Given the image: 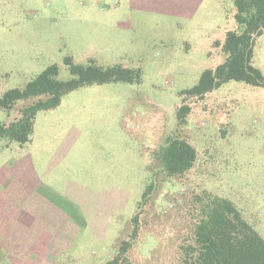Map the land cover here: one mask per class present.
<instances>
[{"label":"rangeland","instance_id":"rangeland-1","mask_svg":"<svg viewBox=\"0 0 264 264\" xmlns=\"http://www.w3.org/2000/svg\"><path fill=\"white\" fill-rule=\"evenodd\" d=\"M235 14V0H0V98L51 64L69 80L68 56L142 72L140 82L66 94L37 114L28 144L0 138V264L112 260L142 200L152 154L176 133L177 110L188 101L180 136L196 161L185 182L167 188L184 190L189 202L202 191L232 200L264 237V87L230 80L203 98L183 94L226 59L216 42L243 30ZM254 65L264 73V32ZM14 115L0 107V121ZM155 202L168 207L164 194ZM149 219L163 238L178 237L169 218ZM156 238L146 232L138 241L144 255Z\"/></svg>","mask_w":264,"mask_h":264},{"label":"trees","instance_id":"trees-1","mask_svg":"<svg viewBox=\"0 0 264 264\" xmlns=\"http://www.w3.org/2000/svg\"><path fill=\"white\" fill-rule=\"evenodd\" d=\"M235 8L236 21L243 30H229L223 41L216 42L226 59L215 69L205 70L193 88L183 91L186 99L203 98L230 80L264 87V73L254 65L256 40L264 32V0H235ZM66 64L72 74L69 80H60L59 65L51 64L24 87L3 94L0 107L15 115L7 123L0 121L1 139L28 144L37 114L58 107L66 94L80 87L142 80L140 68H105L93 61L84 66L70 56ZM191 111L189 101L178 108L176 133L153 152L142 200L128 228L120 232L116 256L106 264H264V237L232 200L202 191L194 193L189 202L182 197L184 190L175 193L167 188L173 179L183 181L196 161L195 147L180 136ZM160 194L168 199L165 209L155 206ZM180 207H184L182 213H177ZM152 214L172 220L178 226L177 234L174 233L178 237L163 238L149 219ZM146 232L157 237L148 256L138 243Z\"/></svg>","mask_w":264,"mask_h":264},{"label":"crops","instance_id":"crops-1","mask_svg":"<svg viewBox=\"0 0 264 264\" xmlns=\"http://www.w3.org/2000/svg\"><path fill=\"white\" fill-rule=\"evenodd\" d=\"M187 7V6H186ZM182 11L179 12V14H183V15H189V11L187 10H183V8L181 9ZM63 103V102H62Z\"/></svg>","mask_w":264,"mask_h":264}]
</instances>
